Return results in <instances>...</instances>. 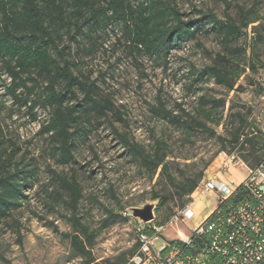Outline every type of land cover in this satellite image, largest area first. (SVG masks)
Returning <instances> with one entry per match:
<instances>
[{"label": "rangeland", "instance_id": "1", "mask_svg": "<svg viewBox=\"0 0 264 264\" xmlns=\"http://www.w3.org/2000/svg\"><path fill=\"white\" fill-rule=\"evenodd\" d=\"M171 1L182 20L199 29L193 37L174 41L164 59L131 53L122 40L120 24L84 27L80 33L65 31L60 45L66 47L74 74L84 85L98 87V95L110 108L104 115L90 113L86 126L91 133L77 141L73 161L66 166L57 164L47 137L40 134L48 109H29L24 88L17 91L20 99L13 101L5 91L10 79L0 61V142L6 152L5 157L0 150V157L7 158L14 151L13 162L34 171L33 186L25 188L21 207L8 221H0V264H121L123 260L133 264L141 234L152 239L155 250L161 246L169 250L172 242L191 243V230L213 209L217 194H196L194 204L200 201L204 208L194 219L181 221V202L174 187L158 173L150 178L149 169L130 154L119 136L145 152H151L158 141L164 142L169 173L177 179L202 173L203 179H218L231 189L261 160L264 116L258 96L264 82V0ZM241 11L258 21L243 29L237 40L225 41L209 23L212 16L239 21ZM218 55L232 56L243 71L233 90L201 75L205 67L216 63ZM39 83L28 97L31 100H37L45 85ZM78 94L81 99L83 93ZM212 100L221 101L211 116L212 120L221 116L220 124L208 123L212 129L205 132L178 127L162 113L198 121L197 110L202 103L216 104ZM250 124L258 131L253 139L255 149L241 144ZM237 132L239 143H232V134ZM232 155L236 160L229 163ZM58 176L74 177L79 183L81 195L75 209L59 186ZM186 200L191 201L185 196ZM147 201L157 202L155 218L142 224L130 216L129 209ZM73 215L94 234L90 255H75L71 250L67 235L74 231L69 222ZM178 230L188 238L178 237Z\"/></svg>", "mask_w": 264, "mask_h": 264}, {"label": "trees", "instance_id": "2", "mask_svg": "<svg viewBox=\"0 0 264 264\" xmlns=\"http://www.w3.org/2000/svg\"><path fill=\"white\" fill-rule=\"evenodd\" d=\"M240 17L239 21H235L212 16L209 23L225 41L237 40L243 29L258 21V18H249L242 11ZM116 24L122 26V40L131 53L163 59L171 51L174 41L185 35L193 37L199 29L196 26L194 30L182 20V14L171 0H0V61L10 79L5 91L13 101H18L20 96L17 91L24 88L28 94L24 103H30L29 109L37 106L48 109V119L42 123L40 134L47 137L52 156L59 165L70 164L77 141L91 133V129L87 128L90 125V113L94 111L104 115L110 109L108 101L98 95V87L94 84L84 85L79 76L74 74L73 63L65 52L66 47L60 45L63 35L71 29L80 33L84 27L92 29ZM233 61L232 56L218 55L216 63L205 67L201 75L212 78L215 84L229 91L233 90L243 72L238 63ZM39 80L45 85L37 100H31L28 97L40 87ZM27 82L33 85L28 87ZM78 91L83 93L81 99ZM211 103L216 104L202 103L197 110L201 117L198 121H183L165 110L162 113L164 118L170 117L178 127L205 132L212 129L207 126L208 123L213 126L220 124L221 116L215 120L211 116L212 109L221 101L212 100ZM248 127L250 132L245 134L241 144H248L255 149L257 147L253 139L258 131L255 124ZM119 137L130 154L149 169L150 178L158 173L160 178L164 176L167 185L174 187L181 202L180 209L186 206L188 200L183 202V199L198 188L204 177L202 173L192 178L183 174L177 179L169 173L167 146L164 142L158 141L151 152H145L138 144L129 142L124 136ZM239 140L238 132L232 134V143H239ZM3 146L0 142V150H3ZM3 154L6 157L5 150ZM14 157V151L9 152L7 158L0 157V221H8L13 217V213L26 199L25 188L33 186V169H26L27 166L19 162L14 163ZM259 162H264V150ZM56 180L68 194L70 207L75 209L81 195L79 183L74 177L68 179L58 176ZM246 198L248 193L241 183L236 186L234 196L219 204V207L222 212H226L224 204L234 205ZM69 222L74 229L73 233L67 235L73 254L90 255L88 248L94 234L74 215L69 218ZM209 241L208 236L192 235L191 243L187 246L174 242L171 244L186 254H194ZM125 262L123 260L121 264Z\"/></svg>", "mask_w": 264, "mask_h": 264}, {"label": "built area", "instance_id": "3", "mask_svg": "<svg viewBox=\"0 0 264 264\" xmlns=\"http://www.w3.org/2000/svg\"><path fill=\"white\" fill-rule=\"evenodd\" d=\"M258 102L264 116V82ZM234 160L232 155L228 162ZM242 184L248 198L234 205L224 204L226 212H222L219 204L231 199L236 187L231 189L215 178L203 179L189 196L190 203L180 209L181 221L192 220L196 216L192 207L196 194L214 191L218 196L212 212L191 230V235L208 236L210 240L199 252L186 254L176 247L166 251L165 246L155 250L152 239L141 234L140 248L132 259L133 264H264V162L248 169Z\"/></svg>", "mask_w": 264, "mask_h": 264}, {"label": "water", "instance_id": "4", "mask_svg": "<svg viewBox=\"0 0 264 264\" xmlns=\"http://www.w3.org/2000/svg\"><path fill=\"white\" fill-rule=\"evenodd\" d=\"M156 201H147L137 207L129 209L130 216L140 221L142 224L149 223L154 220V210L156 209Z\"/></svg>", "mask_w": 264, "mask_h": 264}, {"label": "crops", "instance_id": "5", "mask_svg": "<svg viewBox=\"0 0 264 264\" xmlns=\"http://www.w3.org/2000/svg\"><path fill=\"white\" fill-rule=\"evenodd\" d=\"M208 179H210V178L208 177ZM243 180H240L239 183L236 184V186H238L239 184H241L243 182ZM204 193H206V192H203V195H204ZM216 204H217V200L215 202V205H214L213 209L215 208ZM192 207H193V209L195 210V213H196V216L195 217H197L201 213L202 209L204 208V205H203L202 202L199 201L197 204H194V202H193ZM213 209H211L210 211H208V213H206V215H208L209 213H211ZM206 215H204V217Z\"/></svg>", "mask_w": 264, "mask_h": 264}, {"label": "bare ground", "instance_id": "6", "mask_svg": "<svg viewBox=\"0 0 264 264\" xmlns=\"http://www.w3.org/2000/svg\"><path fill=\"white\" fill-rule=\"evenodd\" d=\"M180 233H182L183 235H185V238H182V236L180 235ZM178 237H180L182 240H186L188 238V236L183 233L182 231L178 230Z\"/></svg>", "mask_w": 264, "mask_h": 264}]
</instances>
